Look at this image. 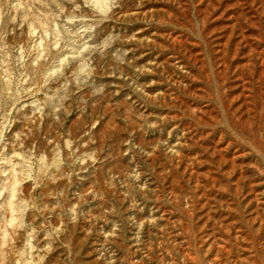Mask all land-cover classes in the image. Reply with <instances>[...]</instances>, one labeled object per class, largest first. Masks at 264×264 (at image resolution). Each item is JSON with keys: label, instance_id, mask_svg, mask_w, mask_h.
I'll use <instances>...</instances> for the list:
<instances>
[{"label": "rangeland", "instance_id": "374dc122", "mask_svg": "<svg viewBox=\"0 0 264 264\" xmlns=\"http://www.w3.org/2000/svg\"><path fill=\"white\" fill-rule=\"evenodd\" d=\"M0 264H264V0H0Z\"/></svg>", "mask_w": 264, "mask_h": 264}]
</instances>
